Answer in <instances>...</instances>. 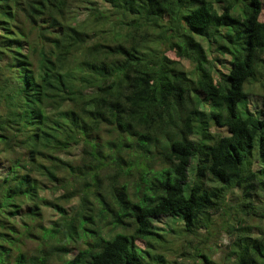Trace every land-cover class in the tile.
Here are the masks:
<instances>
[{
	"label": "trees",
	"instance_id": "16d2710c",
	"mask_svg": "<svg viewBox=\"0 0 264 264\" xmlns=\"http://www.w3.org/2000/svg\"><path fill=\"white\" fill-rule=\"evenodd\" d=\"M104 1L0 0V264H161L156 222L210 233L232 189L264 217L263 0ZM237 222L221 261L182 254L264 264Z\"/></svg>",
	"mask_w": 264,
	"mask_h": 264
},
{
	"label": "rangeland",
	"instance_id": "374dc122",
	"mask_svg": "<svg viewBox=\"0 0 264 264\" xmlns=\"http://www.w3.org/2000/svg\"><path fill=\"white\" fill-rule=\"evenodd\" d=\"M92 1V0H87ZM99 4V7H108L109 4L104 0H95ZM264 2V0H263ZM88 8H81L78 10L77 16L75 17V25L76 26H83L84 24L89 21V19L92 18V15H90V7L95 6L94 4H87ZM261 19L264 20V11L261 15ZM80 28V27H79ZM171 55L173 57H176L175 54L172 52ZM213 60V65L217 67L218 69H222L223 71H226L224 66L219 61V56L212 55L211 56ZM217 59V60H216ZM184 65L187 68H190L189 62L186 60H183ZM262 75L259 77L261 79ZM248 91L250 92L249 100H248V107L253 110H259L262 108V101L264 98V82H256L251 83V85L248 86ZM245 100H241L239 103V113L242 115L244 113V107L243 103ZM80 149H72V152L68 154L69 158H72L76 155H78ZM256 167V166H255ZM193 174L191 172L190 175V181L193 179ZM49 197H51V194H46ZM241 193L240 191L236 189H232L227 194V198L225 201L224 206L219 212H215V214L212 216V224L210 228V233L205 229H200L199 233L197 235H189L186 233L179 232L180 228L178 225V221H176L173 218L165 217L160 221H157V225L162 227H166L167 220L169 223H171L174 227H176V232H170L166 235V242L163 243L159 247V251L164 255V261L161 264H190V259L188 257V254L183 255V251H193V245L199 244L197 247L203 248L207 250L211 255L212 259L214 261H221V258L223 255L228 252L231 249V246L233 245V241L235 238V235L232 233H228V229L225 228L227 226V221L231 222L233 221L236 225L239 223L237 222L238 218H242V221L250 224V225H264V217L261 216H246L242 211H240L239 207L237 206L238 201L240 200ZM76 201V200H75ZM257 203V201H254ZM77 203V201H76ZM75 203V204H76ZM73 204V203H72ZM47 216L50 218L52 217L53 211L51 209L46 210ZM172 220H175L174 223ZM167 228V227H166ZM165 228V229H166ZM205 240V243L202 241ZM142 245V242H139ZM201 243V244H200ZM76 250L72 248V254ZM54 264H60V262H54Z\"/></svg>",
	"mask_w": 264,
	"mask_h": 264
}]
</instances>
